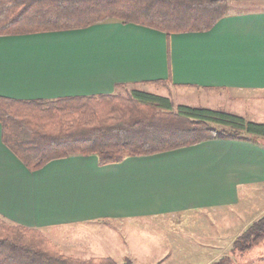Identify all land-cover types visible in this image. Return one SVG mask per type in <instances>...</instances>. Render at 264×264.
<instances>
[{
	"label": "crops",
	"instance_id": "1",
	"mask_svg": "<svg viewBox=\"0 0 264 264\" xmlns=\"http://www.w3.org/2000/svg\"><path fill=\"white\" fill-rule=\"evenodd\" d=\"M121 82L174 92L177 103L189 105L195 91H264V8L227 11L200 32L110 21L0 36V95H89ZM261 143L211 139L109 164L72 155L29 170L2 142L0 126V214L40 228L63 252L79 256L81 240L65 238L60 228L237 205L240 192L264 183Z\"/></svg>",
	"mask_w": 264,
	"mask_h": 264
},
{
	"label": "trees",
	"instance_id": "2",
	"mask_svg": "<svg viewBox=\"0 0 264 264\" xmlns=\"http://www.w3.org/2000/svg\"><path fill=\"white\" fill-rule=\"evenodd\" d=\"M226 13V0H0V36L110 21L167 34L200 32L211 29ZM122 86L131 88L119 92ZM0 126L2 142L29 170L72 155H94L100 164H109L211 139L264 141L263 122L207 106L173 104L166 95L123 82L111 92L89 95H0ZM263 238L264 216L240 236V250L248 249L244 240L252 245ZM124 263L132 264L128 259ZM0 264L122 263L111 256L65 253L40 228L0 214Z\"/></svg>",
	"mask_w": 264,
	"mask_h": 264
},
{
	"label": "rangeland",
	"instance_id": "3",
	"mask_svg": "<svg viewBox=\"0 0 264 264\" xmlns=\"http://www.w3.org/2000/svg\"><path fill=\"white\" fill-rule=\"evenodd\" d=\"M226 4L228 12L264 8V0H226ZM129 88L117 89L126 92ZM172 93L173 96H167L173 104H178V94ZM201 93H205L204 98L200 97ZM192 94L190 105L233 112L264 123V91L208 90ZM247 189L240 192L237 205L215 211L164 215L112 225L104 221L69 225L60 228L58 234L73 241L81 240V245H75L79 257L111 255L122 264L126 259L132 264H221L222 260L223 264H264V238L252 245L244 240V247H248L244 251L238 242L247 228L264 216V183ZM108 225L114 232L108 231ZM106 241L108 244L103 247L102 242Z\"/></svg>",
	"mask_w": 264,
	"mask_h": 264
}]
</instances>
